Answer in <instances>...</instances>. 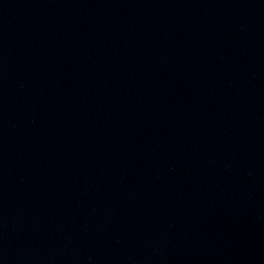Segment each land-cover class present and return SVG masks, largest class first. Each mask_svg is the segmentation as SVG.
Listing matches in <instances>:
<instances>
[{"label": "water", "instance_id": "95a60500", "mask_svg": "<svg viewBox=\"0 0 264 264\" xmlns=\"http://www.w3.org/2000/svg\"><path fill=\"white\" fill-rule=\"evenodd\" d=\"M0 264H264V0H0Z\"/></svg>", "mask_w": 264, "mask_h": 264}]
</instances>
